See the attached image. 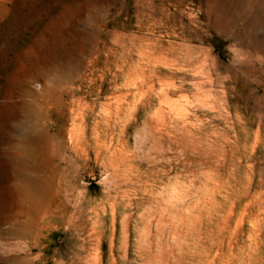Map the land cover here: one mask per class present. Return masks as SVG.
I'll return each instance as SVG.
<instances>
[{"label":"rangeland","instance_id":"rangeland-1","mask_svg":"<svg viewBox=\"0 0 264 264\" xmlns=\"http://www.w3.org/2000/svg\"><path fill=\"white\" fill-rule=\"evenodd\" d=\"M0 264H264V0H0Z\"/></svg>","mask_w":264,"mask_h":264},{"label":"bare ground","instance_id":"bare-ground-1","mask_svg":"<svg viewBox=\"0 0 264 264\" xmlns=\"http://www.w3.org/2000/svg\"><path fill=\"white\" fill-rule=\"evenodd\" d=\"M162 22V21H161ZM63 88V87H62ZM53 91V90H52ZM12 93V92H11ZM53 94H55L54 92H52ZM12 97V96H11ZM14 98V97H13ZM13 100V99H12ZM58 103V102H57ZM16 104V103H15ZM14 104V105H15ZM63 104V103H62ZM11 111V110H10ZM43 124V123H42ZM42 127V126H41ZM9 128V127H8ZM33 138V137H32ZM37 139V138H36ZM16 149H17V145L14 144V153L13 155L16 156L17 155V152H16ZM19 149V148H18ZM7 156V155H6ZM8 157V156H7ZM13 157V156H12ZM11 157V158H12ZM2 159V158H1ZM13 163V162H12ZM11 163V164H12ZM12 166V165H11ZM20 167V166H19ZM39 208H37L38 210ZM49 218V213H48V210L42 212V211H39L38 210V213L30 218V219H26V221H24V223L22 225H20L19 227L16 228V230H12L10 233L14 236H16L17 238H26V237H31V236H34L32 235L35 231V235L37 236V233L38 232H41L42 230V224L44 223L45 219ZM17 220V219H16ZM2 221H10L9 218H5V219H2ZM7 231V230H6ZM2 233V231H1ZM2 236V235H1ZM18 240V239H17ZM29 240V239H28ZM32 241V240H31ZM30 241V242H31Z\"/></svg>","mask_w":264,"mask_h":264}]
</instances>
